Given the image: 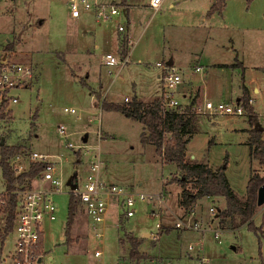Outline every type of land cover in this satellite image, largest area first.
I'll return each mask as SVG.
<instances>
[{"label": "rangeland", "instance_id": "374dc122", "mask_svg": "<svg viewBox=\"0 0 264 264\" xmlns=\"http://www.w3.org/2000/svg\"><path fill=\"white\" fill-rule=\"evenodd\" d=\"M100 1L115 5L121 15L99 21L92 12L81 11L78 18H71L68 0H0V52L27 64L33 72L25 85L9 91L18 100L4 106L9 114L0 121V147H19L10 158L13 171L20 164L28 168L32 152L53 155L47 159L56 162L52 173H61L63 183V193L53 196L59 206L56 218L43 226L40 264H128L130 246L125 233L141 241L139 251L144 257L139 264H264V235L259 244L254 231L245 226L218 228L215 215L225 205L223 197L200 198L192 215H183L175 165L163 163L152 144L141 142L144 129L140 122L101 106L103 100L123 103L125 97L160 96L161 68L156 63L172 57L174 65L179 62L186 67L184 72L177 68L182 83L203 89L202 97L200 90L195 91L199 95L195 105L203 100L233 105L244 86L264 129V0H227L225 18L215 12L209 23L196 13L208 0H163L158 10L147 6L149 0H125L140 11L138 17L128 14L130 25L122 13V0ZM118 23L129 28V40L126 31H118ZM94 28L118 33L117 51L110 48L108 38H96ZM126 51L123 66L100 62L107 52L120 59ZM238 61L244 67L216 68L217 63ZM196 62L204 68L201 72H208L203 80L197 73L191 75ZM179 90L180 85L173 91L174 97L186 102ZM65 107L76 112L65 113ZM196 115L206 124L198 125L187 154L208 162L212 169L226 166L231 189L244 198L250 172L258 169L263 175L243 143L247 134L242 128L247 120L233 115ZM59 125L65 127V138L58 133ZM97 154L105 182L150 197L137 198L129 218L122 215L118 199L112 200L97 227L89 224L79 203L67 242L64 230L71 188L66 181L74 175L78 187L82 186L92 163L98 162ZM16 156L20 158L16 160ZM4 191L0 168V193ZM156 193L164 198L161 209L152 198ZM211 206L214 213L209 211ZM194 220L198 229L175 227L179 221ZM253 221L264 231V204L258 206ZM13 232L2 245L0 242V264H11ZM96 250L101 252L99 256L94 255Z\"/></svg>", "mask_w": 264, "mask_h": 264}, {"label": "trees", "instance_id": "16d2710c", "mask_svg": "<svg viewBox=\"0 0 264 264\" xmlns=\"http://www.w3.org/2000/svg\"><path fill=\"white\" fill-rule=\"evenodd\" d=\"M247 1L250 2L251 0ZM122 2L124 5L125 0H122ZM225 5L226 0H214L207 14L211 15L215 12L221 14ZM197 96L199 95H195L190 105L182 111L177 108L164 107L161 97H155L149 102L142 101L136 96L123 103H105L103 100L101 106L104 109L120 111L125 116L140 122L144 129L141 134V142L152 144L163 163L175 165L180 174L177 180L181 187L178 205L182 207L185 213L191 212L200 198L223 197L225 205L219 208L216 213L218 228L236 230L245 226L254 231L260 244L264 231L262 228L255 226L253 217L258 210L256 205L257 189L264 183V129L259 123L258 115L248 102L247 90L243 86V94L237 99V102L245 109L247 121L250 125L249 155L252 159L258 161L263 175L259 174L258 169H253L250 172L245 196L241 199L230 187L225 174L226 166L212 169L207 163L191 159L190 155L187 154V144L191 136L198 130V116L191 109ZM8 114L9 112L1 106L0 121L5 119ZM19 150V147L15 145L0 147V168L5 190L3 194L4 204L0 205L1 245L14 226L18 202L17 190L30 187L32 180L41 173L45 165L42 162H31L27 170L16 174L12 170L10 158ZM72 181L75 182L74 175ZM78 206L79 199L71 191L64 230L67 242L71 241L70 232ZM125 240L130 246V262L128 264H139L144 257L139 251L140 239L131 233H125Z\"/></svg>", "mask_w": 264, "mask_h": 264}, {"label": "built area", "instance_id": "2783aa9c", "mask_svg": "<svg viewBox=\"0 0 264 264\" xmlns=\"http://www.w3.org/2000/svg\"><path fill=\"white\" fill-rule=\"evenodd\" d=\"M162 1L149 0L148 7L156 10L160 7ZM68 5L71 18H78L81 11L92 12L99 21H110L115 15H121V10L115 5L101 2L100 0H68ZM122 13H125V8L123 7ZM117 29L118 31H125L126 28L121 23H118ZM100 62L105 66H123L127 62V55L117 59L115 55L106 53ZM156 66L161 68L162 92L160 97L162 105L166 108L184 110L185 107L190 105V102L182 104L173 95V91L182 83L179 71L173 64L168 62H157ZM203 69L201 65L195 67L196 71H202ZM32 76L33 72L30 66L13 61L5 51L0 52V107H10L11 103H16L17 97L10 95L9 91L13 88L22 87ZM248 102L252 105L253 99L249 98ZM191 109L207 115L209 118L223 115H246L245 109L239 102L231 105L225 102L203 100L201 105L194 104ZM63 111L65 113L76 112L74 108L67 107L63 108ZM57 130L62 137H66L63 125H59ZM68 146L72 147V144L68 142ZM97 157L98 162L92 163L83 185L78 187L76 184V187L71 189L74 196L79 199L83 212L88 216L89 224L93 227H97L103 222L112 200L118 199L122 215L129 218L134 214L136 199L144 200L150 197L143 193H133L124 187L105 182L100 174L98 154ZM16 158L18 160L20 157L16 156ZM47 158H53V155L37 152L30 154L29 164L31 162H42L45 164L44 168L32 180L30 187L17 190L16 192L18 202L13 226L14 242L10 253L11 264H40L44 252V223L46 220H54L56 213L59 211L58 203L53 196L57 193H63L61 173L59 175L52 173L56 162ZM26 169L20 164L14 171L18 170L21 173ZM3 194L4 192L0 193V205L4 204ZM152 198L157 200L161 209L160 205L163 203V195L156 193ZM209 211L214 213L216 209L214 206H211ZM192 213L193 210L190 212V215ZM175 227L179 229L199 228L196 220L193 222L179 221L175 224ZM95 235L99 237L100 233L97 232ZM100 254L101 252L98 250L94 252L95 256H99Z\"/></svg>", "mask_w": 264, "mask_h": 264}, {"label": "crops", "instance_id": "0c3cea01", "mask_svg": "<svg viewBox=\"0 0 264 264\" xmlns=\"http://www.w3.org/2000/svg\"><path fill=\"white\" fill-rule=\"evenodd\" d=\"M127 1V0H126ZM125 1V4H124V6H125V15L127 16L126 18H127V23L130 25V17L128 16V14L131 12L133 15H135L136 17H138L139 16V13H140V11L137 9V8H139L138 6H132V5H130V4H128V2H126ZM205 2H207V4H206V6L204 7V9H202V10H200L199 12H196V13H198V16L200 17V18H202V22H210L211 21V19L213 18V15H214V13L213 14H211V15H208L206 12H208V10H209V8L211 7V5L213 4V2H214V0H208V1H205ZM162 4H163V1H162V3H161V5H160V7L159 8H162ZM226 4H227V0H226ZM148 6V5H147ZM172 6V5H171ZM158 8V9H159ZM225 8L226 7H224V9H223V11H222V14H220V16L224 19L225 18ZM158 9H156V10H158ZM136 10H138V11H136ZM217 13H215V15H216ZM212 27H214V26H211V27H208V28H212ZM126 33H125V36L128 38V40H129V38H130V33H129V28L126 26ZM92 33L94 34V36L97 38L98 36L99 37H102V38H108V43L110 44V48L112 49V48H115L116 49V51H117V47H118V33L115 35L114 33L113 34H111L110 33V31H108L106 28H101V29H93L92 30ZM229 49V48H228ZM107 53H110V52H107ZM128 53V52H127ZM130 53H131V51H130ZM127 55V54H126ZM168 63H171V64H175V62H174V60H173V58L172 57H170L169 59H168ZM184 65V64H183ZM183 65H181L180 66V64H179V62H177V64L176 65H174L176 68H179V70L182 68V67H184ZM196 65H200L198 62H196V64H195V66H194V69L192 70V73H191V75L194 77L195 75H196V73L200 76V79L201 80H203L204 79V77L205 76H207L208 75V72L207 73H203V72H201V71H196L195 70V67H196ZM241 66V67H244V66H242V64H241V62L240 61H238V62H236V63H217V66L218 67H216L217 69H219V70H226V69H229L231 66ZM183 69V72L185 71V69H186V67H185V69L184 68H182ZM160 73L161 72H159L158 74V77L160 78ZM161 79V78H160ZM161 87H162V85H161ZM196 90H200V94H201V97H202V91H203V89L201 88V86H198L197 88H195V87H192V83L191 82H188V83H181L180 84V92L182 93V95L184 96V97H186L187 98V101L186 102H182V103H189V102H191L192 101V99L195 97V95H196ZM254 91L255 92H258V89H254ZM195 92V93H194ZM194 96V97H193ZM151 97V96H150ZM155 97H160L159 95H155L154 94V96H152L151 98H141L140 100H142V101H145V102H149V101H151L152 99H154ZM190 98H192V99H190ZM139 99V98H138ZM129 100V98H127V97H125L124 98V101H128ZM257 114V113H256ZM240 117H243L244 119H246L247 120V116L246 115H242V116H240ZM205 118V117H204ZM203 125V124H206V122H205V120H203V118L201 119V118H197V125ZM243 129V131H245L246 132V138L243 140V143L245 144V145H247L248 146V138H249V129H250V126H249V123H248V121H247V125L245 126V127H243L242 128ZM195 134V133H194ZM193 134V135H194ZM193 135L191 136V138H190V140L192 139V137H193ZM190 140H189V142H190ZM189 142H188V144H189ZM209 142H211V140L209 141ZM188 144H187V150H188ZM41 153V152H40ZM45 154V153H44ZM99 154V153H98ZM250 156V155H249ZM191 158H194L192 155L190 156ZM251 158V157H250ZM195 159V158H194ZM252 159V158H251ZM196 160V159H195ZM198 161H202V160H198ZM202 162H205V161H202ZM205 163H207L208 165H209V163L208 162H205ZM74 183H76V182H74ZM206 198H209V197H206ZM197 203V202H196ZM179 206V205H178ZM180 207V206H179ZM181 208V210L183 211V215H186V214H188V213H185L184 212V210L182 209V207H180ZM81 210H82V208H81ZM83 211V210H82ZM84 213V212H83ZM162 225H164V224H162ZM145 236H148V234H145Z\"/></svg>", "mask_w": 264, "mask_h": 264}, {"label": "water", "instance_id": "95a60500", "mask_svg": "<svg viewBox=\"0 0 264 264\" xmlns=\"http://www.w3.org/2000/svg\"><path fill=\"white\" fill-rule=\"evenodd\" d=\"M83 139L86 141L87 137L84 136ZM2 144H3V139L0 141V145ZM72 180H73V176L69 177L66 181V184L70 186L71 189H74L76 187V183H73ZM262 204H264V183L258 187L257 195H256V205L261 206ZM215 217H217V215H215Z\"/></svg>", "mask_w": 264, "mask_h": 264}]
</instances>
